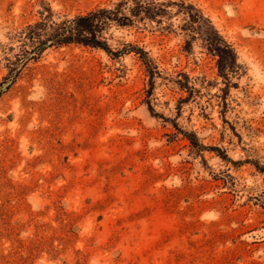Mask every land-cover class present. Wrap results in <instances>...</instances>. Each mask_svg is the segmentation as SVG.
Instances as JSON below:
<instances>
[{"label": "rangeland", "instance_id": "1", "mask_svg": "<svg viewBox=\"0 0 264 264\" xmlns=\"http://www.w3.org/2000/svg\"><path fill=\"white\" fill-rule=\"evenodd\" d=\"M119 1L0 0V264H264V0L32 52Z\"/></svg>", "mask_w": 264, "mask_h": 264}, {"label": "trees", "instance_id": "2", "mask_svg": "<svg viewBox=\"0 0 264 264\" xmlns=\"http://www.w3.org/2000/svg\"><path fill=\"white\" fill-rule=\"evenodd\" d=\"M133 1V5H131ZM130 10L131 14L127 13ZM163 13L162 5L154 0H120L111 7H100L86 14L76 15L73 18H66L60 22L51 20V23L38 22L29 25V39L36 47V50L44 45H69L79 44L92 47H104L111 53L131 52L132 45L126 44L124 50L114 52L108 47L107 41L103 36L104 30L113 24L125 27L132 26L136 20H145L146 18H157ZM50 22V21H49ZM38 44V46H37ZM213 49L222 53V43L214 44ZM212 46V45H211ZM226 48H230L224 42ZM129 49H128V48ZM136 53L148 54L142 48H135ZM221 57L224 56L221 54ZM145 63L149 65L148 62ZM150 62V61H149ZM223 62L222 67H223ZM227 68V66H224ZM226 68L224 71H226Z\"/></svg>", "mask_w": 264, "mask_h": 264}]
</instances>
